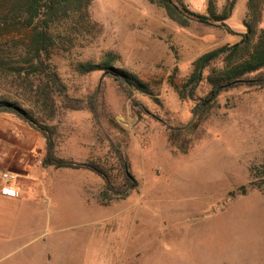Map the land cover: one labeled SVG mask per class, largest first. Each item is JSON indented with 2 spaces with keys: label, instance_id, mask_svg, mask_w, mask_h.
I'll return each instance as SVG.
<instances>
[{
  "label": "rangeland",
  "instance_id": "obj_1",
  "mask_svg": "<svg viewBox=\"0 0 264 264\" xmlns=\"http://www.w3.org/2000/svg\"><path fill=\"white\" fill-rule=\"evenodd\" d=\"M183 1L201 15L231 6L225 24L233 34L195 22L181 27L148 0H93L90 23L70 14L51 28L54 45L42 57L47 73L33 75L30 29L0 0V99L52 129L57 157L68 145L74 158L108 172L115 191L102 196L100 178L99 203L114 198L109 204L115 212L126 208L131 232L140 233L124 264H264V87L222 93L193 124L192 103L174 89L201 55L246 33L248 0ZM258 28L264 29V8ZM107 58L148 86L152 95L134 98L151 116L139 115L103 72L80 70ZM48 69L60 85L50 82ZM116 150L137 182L124 200L117 194L127 186ZM98 244L105 251L117 246L101 237ZM99 264H105L100 254Z\"/></svg>",
  "mask_w": 264,
  "mask_h": 264
},
{
  "label": "crops",
  "instance_id": "obj_2",
  "mask_svg": "<svg viewBox=\"0 0 264 264\" xmlns=\"http://www.w3.org/2000/svg\"><path fill=\"white\" fill-rule=\"evenodd\" d=\"M65 146L66 154L58 158L84 162ZM44 156L39 134L0 116V168L17 175L7 194L0 190V261L11 257L9 264H99L100 254L105 264L128 263L140 245V233L131 232L126 208L115 212L111 197L106 205L99 203L100 177L95 173L45 166ZM99 237L116 248L105 251Z\"/></svg>",
  "mask_w": 264,
  "mask_h": 264
},
{
  "label": "trees",
  "instance_id": "obj_3",
  "mask_svg": "<svg viewBox=\"0 0 264 264\" xmlns=\"http://www.w3.org/2000/svg\"><path fill=\"white\" fill-rule=\"evenodd\" d=\"M4 7L11 13H18L27 29H30L28 53L29 72L33 75L47 73L43 56H48L54 45L51 28L60 20L71 15L82 16L90 23L87 10L93 0H2ZM156 2L166 13L167 18L181 27H187L195 22L208 27H222L229 34L231 29L225 24L230 15L231 6L217 13L207 10L206 15L191 11L183 0H148ZM248 15L245 22L246 33L240 34V40L234 44H224L201 55L193 63L188 78L180 85L174 86L181 101L192 103L190 121L200 120L209 111L222 93L242 87H264V29L258 25L262 17L264 0H248ZM114 61L110 58L101 64L85 63L80 65L81 72H103V75L112 79L121 88L124 96L137 108L139 115H149L150 111L140 100L134 98L135 93L145 96L152 95L148 86L136 75L122 69L112 67ZM2 61L0 58V67ZM50 82L59 84V79L51 69H48ZM60 85V84H59ZM89 111L93 116L96 112L94 103H89ZM0 116L20 121L24 126L39 134L45 141V156L43 165L55 168L86 169L98 175L105 184L106 196L108 190L115 191L113 182L108 174L99 165L92 162H75L63 160L54 154L53 131L43 122L36 119L29 111L22 109L17 103L0 99ZM12 118V119H13ZM155 118V117H154ZM156 118H158L156 116ZM158 120V119H157ZM195 123L194 127L197 125ZM117 158L122 169L127 190L117 193L120 198L127 197L136 189L137 182L130 173L129 166L121 152L116 150ZM119 192V191H118ZM117 198V197H116Z\"/></svg>",
  "mask_w": 264,
  "mask_h": 264
},
{
  "label": "built area",
  "instance_id": "obj_4",
  "mask_svg": "<svg viewBox=\"0 0 264 264\" xmlns=\"http://www.w3.org/2000/svg\"><path fill=\"white\" fill-rule=\"evenodd\" d=\"M17 175L10 171L0 168V187L3 194H7L15 182ZM14 195V193H12Z\"/></svg>",
  "mask_w": 264,
  "mask_h": 264
}]
</instances>
